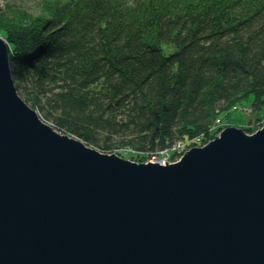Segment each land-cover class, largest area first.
Masks as SVG:
<instances>
[{
	"label": "water",
	"instance_id": "95a60500",
	"mask_svg": "<svg viewBox=\"0 0 264 264\" xmlns=\"http://www.w3.org/2000/svg\"><path fill=\"white\" fill-rule=\"evenodd\" d=\"M44 122L0 38V264H264V126L161 165Z\"/></svg>",
	"mask_w": 264,
	"mask_h": 264
},
{
	"label": "trees",
	"instance_id": "16d2710c",
	"mask_svg": "<svg viewBox=\"0 0 264 264\" xmlns=\"http://www.w3.org/2000/svg\"><path fill=\"white\" fill-rule=\"evenodd\" d=\"M56 8L38 22L19 15L0 24L16 90L56 128L102 151L110 145L99 144V133L118 136L142 162L174 140L207 135L218 108L264 119V0H70Z\"/></svg>",
	"mask_w": 264,
	"mask_h": 264
},
{
	"label": "rangeland",
	"instance_id": "374dc122",
	"mask_svg": "<svg viewBox=\"0 0 264 264\" xmlns=\"http://www.w3.org/2000/svg\"><path fill=\"white\" fill-rule=\"evenodd\" d=\"M70 0H0V24L3 23L5 20H13L14 18H17L19 15H21L23 18L26 16V19L31 20L35 19L34 22L40 21L43 17H48L47 11H50V15H52V11L56 10L58 6L60 5H68ZM72 1V0H71ZM199 6V5H198ZM65 10V9H64ZM63 10V11H64ZM219 14V13H218ZM224 25L223 21L218 22L215 27H211V30H216L220 29ZM216 28V29H215ZM4 33L5 31L2 29L0 25V36L4 38ZM149 34L147 36H151V33L148 32ZM163 49L165 52H169L172 48L171 46L164 45ZM18 95L23 99L22 93L17 91ZM24 102L25 99H23ZM28 106L29 103L28 101L26 102ZM238 105V104H236ZM241 107V105H238ZM33 109L37 115H40L42 119L45 121L47 125L50 127L54 128L53 123H55L51 118H44L42 111L38 109ZM246 110V109H245ZM216 116L215 118L220 121L216 122L217 120H212L208 125L207 128V135L205 133H200L198 134L199 136V141L198 142H189L186 143L185 145H180L178 147L175 146V143L177 140H174L171 144L166 146L165 148L159 150V154L156 155L155 153H151L148 155H151L154 157V161L151 160V158H148V161L154 162V163H159L161 165H166V164H172L177 162L186 151H188L192 147H203L206 145L212 138H209V134L213 129L216 127H219L220 130L217 133H220L224 128L227 126H236L241 128L242 125H248L252 126L255 130L260 129L262 126H264V119H261L260 121H255V116L254 115H245L243 111H235L232 112L231 110L226 113V108L222 110L223 115L219 114V108L215 110ZM248 112V111H246ZM229 113V114H228ZM264 118V116L262 117ZM249 121H252L254 123L253 125L247 124ZM254 121V122H253ZM60 128V127H59ZM57 130L56 128H54ZM58 132H61L60 130H57ZM244 131V130H243ZM245 132V131H244ZM247 133V132H246ZM107 134V133H106ZM105 133H99L98 135V141L99 144H104L107 142V144L110 145V149L106 151H102V148L99 149L97 146L94 147L96 148L99 152L102 153H107V154H115L118 155L119 157L133 161L136 163H140V161L136 158H132L129 156L131 152H128V148L122 145V140L118 136L114 137H106ZM250 134V133H249ZM75 138L77 137L74 135ZM78 138V137H77ZM206 138L205 140H202ZM80 139V138H79ZM82 140V139H80ZM183 140H188V139H183ZM83 141V140H82ZM148 153V152H147ZM149 157V156H148ZM156 157V159H155Z\"/></svg>",
	"mask_w": 264,
	"mask_h": 264
},
{
	"label": "bare ground",
	"instance_id": "6f19581e",
	"mask_svg": "<svg viewBox=\"0 0 264 264\" xmlns=\"http://www.w3.org/2000/svg\"><path fill=\"white\" fill-rule=\"evenodd\" d=\"M0 38L2 39V41L4 42V44L6 45V47H7V50H10V46H11V44L9 43V41L7 40V39H5V38H3L2 36H0ZM29 39H30V37H28ZM28 38H26V41L28 40ZM12 47V46H11ZM31 51H32V49H31ZM9 67H10V55H9ZM30 107V106H29ZM245 115H252L251 113H248V112H243ZM219 114L220 115H223V112H222V110L219 112ZM215 120H217L216 118H214ZM220 122V121H219ZM211 123H214V122H211ZM101 134V133H100ZM217 134H219V133H217ZM218 136V135H217ZM177 140H179V139H177ZM95 147V146H94ZM110 149V148H109ZM128 152H132V149L130 148V147H128ZM113 154V153H112ZM159 154V152L156 154V155H158ZM118 156V155H117ZM148 158H154L153 156H151V155H149V157L147 156V159L145 160V161H142V162H148ZM139 160V159H138ZM140 161V160H139Z\"/></svg>",
	"mask_w": 264,
	"mask_h": 264
},
{
	"label": "built area",
	"instance_id": "2783aa9c",
	"mask_svg": "<svg viewBox=\"0 0 264 264\" xmlns=\"http://www.w3.org/2000/svg\"><path fill=\"white\" fill-rule=\"evenodd\" d=\"M231 109H238V107L237 106H233ZM244 111L246 112V111H248L249 112V110H245L244 109ZM215 120V119H214ZM216 122H219L218 120L216 121ZM218 134H216V136H217ZM199 136L198 135H196V136H194V137H192V138H189L188 140H183V139H179V140H177L176 141V143H175V146L176 147H178V146H180V145H185L186 143H189V142H198L199 141ZM155 159H156V157H155ZM151 160H153L154 161V158L152 159L151 158Z\"/></svg>",
	"mask_w": 264,
	"mask_h": 264
}]
</instances>
